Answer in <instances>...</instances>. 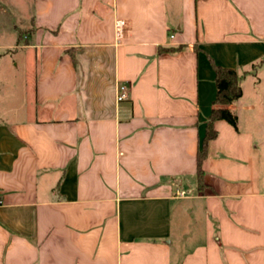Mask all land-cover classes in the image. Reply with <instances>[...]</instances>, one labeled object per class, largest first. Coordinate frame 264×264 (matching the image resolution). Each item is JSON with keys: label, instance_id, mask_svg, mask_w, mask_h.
Wrapping results in <instances>:
<instances>
[{"label": "crops", "instance_id": "1", "mask_svg": "<svg viewBox=\"0 0 264 264\" xmlns=\"http://www.w3.org/2000/svg\"><path fill=\"white\" fill-rule=\"evenodd\" d=\"M0 264H264V0H0Z\"/></svg>", "mask_w": 264, "mask_h": 264}, {"label": "trees", "instance_id": "2", "mask_svg": "<svg viewBox=\"0 0 264 264\" xmlns=\"http://www.w3.org/2000/svg\"><path fill=\"white\" fill-rule=\"evenodd\" d=\"M212 67L215 73L216 98L206 123L205 136L197 152L196 179L199 189L203 188L202 162L206 157L207 144L217 136L213 124L216 121H225L236 129L237 118L229 107L242 95L239 78L234 70L220 68L213 64Z\"/></svg>", "mask_w": 264, "mask_h": 264}, {"label": "built area", "instance_id": "3", "mask_svg": "<svg viewBox=\"0 0 264 264\" xmlns=\"http://www.w3.org/2000/svg\"><path fill=\"white\" fill-rule=\"evenodd\" d=\"M121 23L116 22V27L120 28ZM172 38V36H171ZM128 97V91H127V87L123 84H120L117 86V91H116V96H115V100L117 103H120L124 100H126ZM178 196L183 197L184 193H178Z\"/></svg>", "mask_w": 264, "mask_h": 264}, {"label": "rangeland", "instance_id": "4", "mask_svg": "<svg viewBox=\"0 0 264 264\" xmlns=\"http://www.w3.org/2000/svg\"><path fill=\"white\" fill-rule=\"evenodd\" d=\"M189 189H191V187Z\"/></svg>", "mask_w": 264, "mask_h": 264}]
</instances>
